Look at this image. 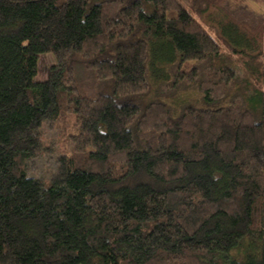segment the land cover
I'll return each instance as SVG.
<instances>
[{
	"label": "trees",
	"instance_id": "16d2710c",
	"mask_svg": "<svg viewBox=\"0 0 264 264\" xmlns=\"http://www.w3.org/2000/svg\"><path fill=\"white\" fill-rule=\"evenodd\" d=\"M224 2L0 0V264H264V14L216 23L245 74L189 12Z\"/></svg>",
	"mask_w": 264,
	"mask_h": 264
},
{
	"label": "rangeland",
	"instance_id": "374dc122",
	"mask_svg": "<svg viewBox=\"0 0 264 264\" xmlns=\"http://www.w3.org/2000/svg\"><path fill=\"white\" fill-rule=\"evenodd\" d=\"M241 10L264 14V0H225L222 6L210 8L208 11H206L200 16H197V14L193 13L191 10L189 12L215 38V40L219 43L222 51H224L225 54L231 58V60L235 64V68L245 73L241 64L237 61L234 56L229 53L230 44L225 42L221 35H219V26L216 27V23L218 21L222 24H233V22H231L229 19L230 15H232V13H236V11ZM212 25L216 29H211L210 26ZM236 41L240 42V40ZM245 42H247L246 45L249 46L248 48L250 50H254L258 47L257 43L251 42V44L246 40ZM51 64H53L52 54L47 53L39 56L37 75L35 79L36 81H42L46 79L47 72ZM242 75L243 74H241V76ZM246 75L252 83H256L257 87L264 92L263 79H260V81L257 82L248 74ZM190 94V96H193L194 98L198 97L197 91L195 90H193L192 93L190 92ZM174 100H177L178 104L176 105L180 107H185L186 105L193 103L191 99L187 98V96H176L175 98H173V101ZM180 110L181 109H179L178 112H180ZM65 120H49L43 122L42 126L40 127V134L44 151L37 158L30 159L26 162L25 173L27 176L40 181L48 180L57 171L58 158L63 155L69 154L72 147L68 138V135L70 134V127L66 123L68 122V120Z\"/></svg>",
	"mask_w": 264,
	"mask_h": 264
}]
</instances>
